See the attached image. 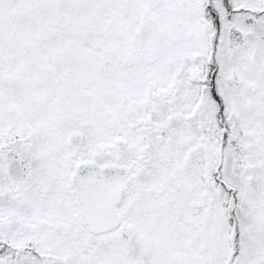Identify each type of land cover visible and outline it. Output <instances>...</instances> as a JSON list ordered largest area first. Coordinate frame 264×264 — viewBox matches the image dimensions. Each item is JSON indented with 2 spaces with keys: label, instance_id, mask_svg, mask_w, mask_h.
I'll use <instances>...</instances> for the list:
<instances>
[{
  "label": "snow or ice",
  "instance_id": "6c2138e0",
  "mask_svg": "<svg viewBox=\"0 0 264 264\" xmlns=\"http://www.w3.org/2000/svg\"><path fill=\"white\" fill-rule=\"evenodd\" d=\"M0 264H264V0H0Z\"/></svg>",
  "mask_w": 264,
  "mask_h": 264
}]
</instances>
